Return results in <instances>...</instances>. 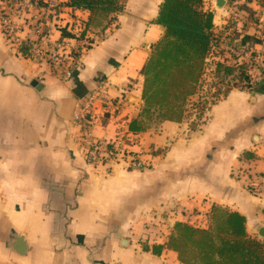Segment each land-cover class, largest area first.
Here are the masks:
<instances>
[{"label": "crops", "instance_id": "0c3cea01", "mask_svg": "<svg viewBox=\"0 0 264 264\" xmlns=\"http://www.w3.org/2000/svg\"><path fill=\"white\" fill-rule=\"evenodd\" d=\"M161 1L124 0L70 78L10 54L0 32V264H183L166 248L173 225L191 214L206 224L212 206L241 214L264 240V192L248 189L264 176V75L226 91L193 130L187 120L146 123L133 148L146 169L84 160L73 115L87 94L119 104L92 138L144 121L140 71L164 34L153 22ZM247 7L264 19V6ZM255 29L243 36L259 49Z\"/></svg>", "mask_w": 264, "mask_h": 264}, {"label": "built area", "instance_id": "2783aa9c", "mask_svg": "<svg viewBox=\"0 0 264 264\" xmlns=\"http://www.w3.org/2000/svg\"><path fill=\"white\" fill-rule=\"evenodd\" d=\"M251 27L256 28L251 37H257L259 49L243 36V31ZM0 32L10 54L43 64L54 72L62 71L64 78H70L81 67L83 55L102 37V33L91 29L88 11L70 6L67 0H0ZM216 63L233 66L235 70L242 67V79L236 78V81L231 76L227 78L234 81L232 84L230 80L217 83L211 73ZM206 64L199 93L194 95L198 99L191 101L190 98L187 106L191 114L187 119L188 129L197 111L202 112L204 120L209 107L221 100L226 91L243 86L250 90L256 79L264 75V19L252 22L247 14L233 12L219 31L213 30ZM118 110L119 104L100 90L83 99L73 121L79 128L84 160L94 168L121 164L127 171L146 169L149 161L133 149L140 132L131 131L124 121L116 126L110 139L91 137L92 128L106 114L114 118ZM248 189L253 194L264 192V176L250 183Z\"/></svg>", "mask_w": 264, "mask_h": 264}, {"label": "trees", "instance_id": "16d2710c", "mask_svg": "<svg viewBox=\"0 0 264 264\" xmlns=\"http://www.w3.org/2000/svg\"><path fill=\"white\" fill-rule=\"evenodd\" d=\"M67 1L70 6L87 10L91 29L99 33L114 24L115 16L124 7V0ZM242 9L248 16L251 14L250 8ZM212 19L202 0L161 1L153 22L164 27V34L140 71L143 84L139 116L144 121H131V131H143L152 112L158 121L180 122L190 117L187 106L190 98L199 93L212 45ZM103 20L106 22L99 26ZM211 73L217 83L231 76L241 80L244 75L242 67L235 70L220 63ZM201 118L202 112L197 111L190 129L202 123ZM166 248L174 251L183 264H264V240L248 235L244 216L216 206H212L205 226L174 223ZM143 250L147 247L143 246ZM151 251L159 253L155 247Z\"/></svg>", "mask_w": 264, "mask_h": 264}, {"label": "rangeland", "instance_id": "374dc122", "mask_svg": "<svg viewBox=\"0 0 264 264\" xmlns=\"http://www.w3.org/2000/svg\"><path fill=\"white\" fill-rule=\"evenodd\" d=\"M202 2H203V8H205L206 11H210L212 13V15L214 17H216L215 18L216 22L220 21L221 19H224L226 21V19L229 16H231V14L235 11H240V14L245 13L244 10L242 9L243 7L249 8L247 6H255V4H257V5L260 4V6H264V0H225L224 4L221 7H217L215 5L214 0H202ZM241 11H242V13H241ZM245 14H247V13H245ZM253 14L254 13L251 11V14L249 16L248 15L247 16L252 22L253 21L256 22V17H254ZM218 18H219V20H218ZM222 26L223 25H221L219 28H222ZM219 30L220 29L217 28L216 31H219ZM248 76L250 78L249 80L251 81V76L250 75H248ZM208 78H210V77L208 76ZM245 78H246V76H245ZM228 80L231 81V84L234 82L232 79L224 78L221 80V84H224L225 82L228 83L227 82ZM245 81H247V79ZM238 84H239V82H238ZM152 114H153L152 117H149L146 119L147 124H152V123H155L158 121V119L156 118L157 116L153 112H152ZM186 220L190 221L191 224H193V225L205 226V224H204L205 219L203 217H197L195 214H191V215L186 216Z\"/></svg>", "mask_w": 264, "mask_h": 264}, {"label": "water", "instance_id": "95a60500", "mask_svg": "<svg viewBox=\"0 0 264 264\" xmlns=\"http://www.w3.org/2000/svg\"><path fill=\"white\" fill-rule=\"evenodd\" d=\"M225 0H215V5L217 7H221L223 4H224ZM35 82L32 83V85H34ZM258 235L261 237V238H264V228H260L259 231H258ZM20 242V241H19Z\"/></svg>", "mask_w": 264, "mask_h": 264}]
</instances>
